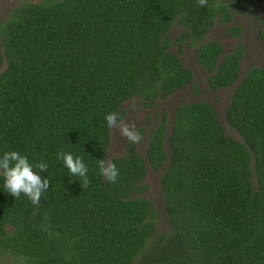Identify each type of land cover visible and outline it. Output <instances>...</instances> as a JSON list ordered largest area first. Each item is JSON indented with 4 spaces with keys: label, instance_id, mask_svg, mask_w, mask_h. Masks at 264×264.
Returning a JSON list of instances; mask_svg holds the SVG:
<instances>
[{
    "label": "trees",
    "instance_id": "16d2710c",
    "mask_svg": "<svg viewBox=\"0 0 264 264\" xmlns=\"http://www.w3.org/2000/svg\"><path fill=\"white\" fill-rule=\"evenodd\" d=\"M235 5L247 2L27 0L0 20V157L47 163L35 171L51 182L37 206L0 176V251L16 264H264V67L239 78L243 47L223 54L204 40ZM173 43L197 46L210 90L233 86L224 117L236 136L209 102L180 104L171 120L161 113L144 154L128 142L109 160L120 173L111 183L97 165L108 157L105 116L122 117L131 98L151 108L193 81ZM61 150L83 158L88 187ZM148 167L162 171L166 232L140 195Z\"/></svg>",
    "mask_w": 264,
    "mask_h": 264
},
{
    "label": "rangeland",
    "instance_id": "374dc122",
    "mask_svg": "<svg viewBox=\"0 0 264 264\" xmlns=\"http://www.w3.org/2000/svg\"><path fill=\"white\" fill-rule=\"evenodd\" d=\"M27 0H0V20H5L11 10L18 4ZM41 2L43 0H34ZM234 2L240 0H232ZM247 2L245 9L234 6L231 9V20L221 23L215 20L211 30L205 37V41L217 40L223 45V54L235 51L237 45L243 47V57L240 62L239 78H241L252 66L264 67V0H244ZM240 26L239 36L232 35L228 29ZM182 29L175 26L170 31V37L174 39ZM170 50L176 53L183 63L193 72L192 83L184 86L176 93L168 96L166 99L158 100L151 108L143 106L137 99L131 98L122 104L124 110L123 118L128 123L135 122L136 128L143 137L142 141L136 143L137 151L144 154L147 145L148 133L153 129L159 119V116L165 111L169 119L176 107L180 104L189 103L197 100L209 102L215 109L218 117L227 134L236 136L235 132L229 129L225 123V110L230 101L233 86L221 88L212 91L208 88V74L198 63L196 50L197 46L191 47L187 43L182 46L181 52L173 43ZM195 84V88L192 86ZM197 91V93L195 92ZM129 141L122 138L115 129L110 130V143L107 160L124 153L125 147ZM162 171H154L150 167L147 169L143 180L145 190L140 194L151 200L152 208L156 213L157 232H166L169 227L165 220L164 198L160 186V176ZM17 259L6 251H0V264H16Z\"/></svg>",
    "mask_w": 264,
    "mask_h": 264
},
{
    "label": "clouds",
    "instance_id": "9594fccd",
    "mask_svg": "<svg viewBox=\"0 0 264 264\" xmlns=\"http://www.w3.org/2000/svg\"><path fill=\"white\" fill-rule=\"evenodd\" d=\"M208 0H197L200 7L206 6ZM107 127L115 129L120 136L130 143L136 144L142 141L143 137L136 128V123H128L125 118L121 117L117 112L109 113L105 116ZM64 163V166L73 176L80 177L81 186L84 189L88 187L90 181L87 177L88 168L83 162L82 157H74L71 153H65L61 150L57 156ZM99 172L107 181L115 183L120 173L115 163L107 161L104 158L97 160ZM47 163L39 162L32 164L26 156L21 155L18 151L5 152L0 157V176H3L4 189L8 194L20 198L21 194L25 195L33 205H39L40 199L51 184L48 178L42 179L35 169L39 172H46Z\"/></svg>",
    "mask_w": 264,
    "mask_h": 264
}]
</instances>
